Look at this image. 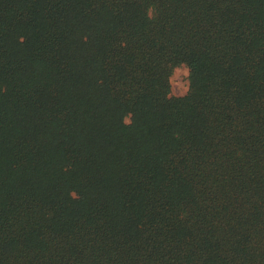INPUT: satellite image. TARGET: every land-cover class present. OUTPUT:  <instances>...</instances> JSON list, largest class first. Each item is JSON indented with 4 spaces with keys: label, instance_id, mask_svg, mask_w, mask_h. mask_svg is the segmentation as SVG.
<instances>
[{
    "label": "trees",
    "instance_id": "16d2710c",
    "mask_svg": "<svg viewBox=\"0 0 264 264\" xmlns=\"http://www.w3.org/2000/svg\"><path fill=\"white\" fill-rule=\"evenodd\" d=\"M0 264H264V0H0Z\"/></svg>",
    "mask_w": 264,
    "mask_h": 264
},
{
    "label": "rangeland",
    "instance_id": "374dc122",
    "mask_svg": "<svg viewBox=\"0 0 264 264\" xmlns=\"http://www.w3.org/2000/svg\"><path fill=\"white\" fill-rule=\"evenodd\" d=\"M172 95H185L189 89V68L181 65L172 75Z\"/></svg>",
    "mask_w": 264,
    "mask_h": 264
}]
</instances>
